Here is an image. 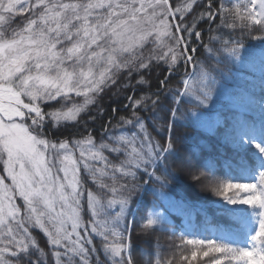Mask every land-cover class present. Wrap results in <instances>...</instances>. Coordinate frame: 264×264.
<instances>
[{
    "label": "snow or ice",
    "instance_id": "obj_1",
    "mask_svg": "<svg viewBox=\"0 0 264 264\" xmlns=\"http://www.w3.org/2000/svg\"><path fill=\"white\" fill-rule=\"evenodd\" d=\"M0 167V264H264V0H0Z\"/></svg>",
    "mask_w": 264,
    "mask_h": 264
},
{
    "label": "trees",
    "instance_id": "obj_2",
    "mask_svg": "<svg viewBox=\"0 0 264 264\" xmlns=\"http://www.w3.org/2000/svg\"><path fill=\"white\" fill-rule=\"evenodd\" d=\"M206 27L207 26L205 25V28ZM160 71H161L160 68H155L150 73V76L154 78L157 76V74L160 73ZM161 78L163 77L161 76ZM123 83H125V81L121 80L119 82V85L122 86ZM117 90H118V86H113L107 92V94L104 95L103 99L99 101V104L104 109H106V114L103 117L96 120L95 122H90V127L93 129L94 134L98 133L99 128L108 121V117L112 114L111 112L112 107H117L118 109L123 107V103H124L123 96L117 98L116 96L113 95L114 93L117 92ZM120 90L125 91V93L127 94V90H123L122 87ZM50 103L55 104V101H52ZM57 107L59 106L57 105ZM46 110L51 111L53 109L49 108ZM91 114L92 115L96 114L95 109H93ZM85 119H87V116H85ZM53 131L56 132L57 135H60V138L63 139L65 136L69 135L70 130H65L62 135L59 133L58 129H54ZM180 131L187 132L188 134H194L192 129L181 128ZM200 135L203 138H208L207 135L203 133V131L200 132ZM97 143H99L98 136H97ZM109 158L111 159L112 156L110 155ZM3 174L4 173L2 172V167H0V175ZM82 175H83V171H82ZM6 182H10V181H6ZM86 186L92 188L94 191L96 190L95 184H93L90 179L87 180ZM184 194L188 198L200 202H207L217 199V197H215L211 192L201 191L199 186H192L188 188L187 190H185ZM148 199H151V197H148ZM85 201H86V196H85ZM17 203H20V201H17ZM82 215L84 216L85 223H87L88 215L87 214H82ZM173 221L177 225L182 223L181 218L175 216L173 217ZM34 235L36 236L40 246L44 248L45 251L47 252V248L45 247L47 241L44 234L39 232V230H34ZM133 237L136 238L135 242H136L137 251L134 255L136 264H146V257L144 255H141V252L151 254L150 256L147 257V259L149 260H153L155 255L158 253L161 259L163 260L170 259L172 261V264H188V261L181 259V257L185 255L190 256V246H185L183 244L182 238L178 233L176 235H173L168 231H156V232H151L149 234H145L140 232L138 228L134 226ZM95 242L99 246V238H97Z\"/></svg>",
    "mask_w": 264,
    "mask_h": 264
}]
</instances>
